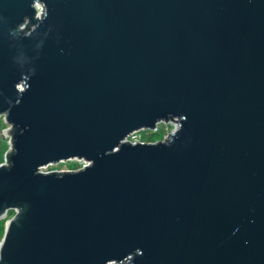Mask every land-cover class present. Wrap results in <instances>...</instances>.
Returning a JSON list of instances; mask_svg holds the SVG:
<instances>
[{
    "label": "water",
    "instance_id": "water-1",
    "mask_svg": "<svg viewBox=\"0 0 264 264\" xmlns=\"http://www.w3.org/2000/svg\"><path fill=\"white\" fill-rule=\"evenodd\" d=\"M0 116V264H264V0H0Z\"/></svg>",
    "mask_w": 264,
    "mask_h": 264
},
{
    "label": "rangeland",
    "instance_id": "rangeland-1",
    "mask_svg": "<svg viewBox=\"0 0 264 264\" xmlns=\"http://www.w3.org/2000/svg\"><path fill=\"white\" fill-rule=\"evenodd\" d=\"M40 10V7H39ZM10 126L5 122L4 117L0 116V163L4 162L6 153L10 150L11 147V139L10 135L8 134V129ZM175 128V124L173 122H161L158 124L157 130H140L137 135V137L151 141L154 138L158 140L164 139L166 136H168ZM153 134H155L153 136ZM130 140H133V136H129ZM85 163L84 160H78V159H69L65 161H60L58 163L50 164L48 166H45L42 168V171L44 172H50L54 170H76L79 167H81ZM14 214V212H11L8 217L0 220V241L2 240L4 236L5 226L7 220Z\"/></svg>",
    "mask_w": 264,
    "mask_h": 264
},
{
    "label": "built area",
    "instance_id": "built-area-1",
    "mask_svg": "<svg viewBox=\"0 0 264 264\" xmlns=\"http://www.w3.org/2000/svg\"><path fill=\"white\" fill-rule=\"evenodd\" d=\"M162 122H164V121H162ZM168 122H173L174 124H175V127H176V125H177V123L175 122V121H168ZM159 123H161V122H159ZM158 123V124H159ZM158 124H157V127L154 129V130H157V128H158ZM154 130H152V131H154ZM140 131V130H139ZM136 133H138V131H135V132H133L130 136H133L134 137V139L133 140H130L129 139V137H128V139L130 140V141H132V142H154V141H147V140H144V139H141V138H139V137H137V135H135ZM167 137V136H166ZM73 159H78V160H84L83 158H73ZM85 161V163L81 166V167H79V168H82L83 166H85L88 162L86 161V160H84ZM4 162H6V158L4 159ZM78 168V169H79ZM54 171H64V170H54Z\"/></svg>",
    "mask_w": 264,
    "mask_h": 264
},
{
    "label": "trees",
    "instance_id": "trees-1",
    "mask_svg": "<svg viewBox=\"0 0 264 264\" xmlns=\"http://www.w3.org/2000/svg\"><path fill=\"white\" fill-rule=\"evenodd\" d=\"M155 134H153V136H154ZM156 140H158V139H156V138H154L153 140H151V141H156ZM8 156H9V153H8ZM11 213V212H10Z\"/></svg>",
    "mask_w": 264,
    "mask_h": 264
}]
</instances>
